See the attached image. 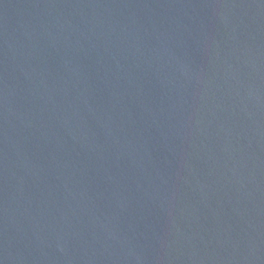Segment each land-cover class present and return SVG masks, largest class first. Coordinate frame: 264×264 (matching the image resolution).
<instances>
[{"label": "water", "instance_id": "water-1", "mask_svg": "<svg viewBox=\"0 0 264 264\" xmlns=\"http://www.w3.org/2000/svg\"><path fill=\"white\" fill-rule=\"evenodd\" d=\"M0 264H264V0H0Z\"/></svg>", "mask_w": 264, "mask_h": 264}]
</instances>
